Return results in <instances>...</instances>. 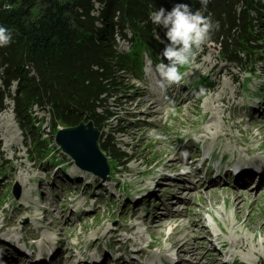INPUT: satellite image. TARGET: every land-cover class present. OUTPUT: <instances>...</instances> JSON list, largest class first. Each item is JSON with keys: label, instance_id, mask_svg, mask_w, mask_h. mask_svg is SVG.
<instances>
[{"label": "rangeland", "instance_id": "374dc122", "mask_svg": "<svg viewBox=\"0 0 264 264\" xmlns=\"http://www.w3.org/2000/svg\"><path fill=\"white\" fill-rule=\"evenodd\" d=\"M156 27L163 37L164 30ZM118 40L127 51L128 41ZM201 50L198 59L180 69L182 81L166 93L156 86L157 63L141 52L137 70L125 74L131 89L109 99L117 115L104 129L114 133L132 160L113 170L103 153L109 167L104 177L80 169L60 150L47 124L48 108H34V114L44 118L40 127L50 147V153L37 161L7 96L6 108L0 111V140L8 160L0 171V234L11 232L16 240L23 238L34 245H40L41 238L56 239L61 251L49 264H68L61 259L76 244L102 249L107 244L117 256L126 238L142 249L147 244L173 247L175 239L187 238V249L180 255L186 258L195 247L197 256L184 259L185 264H263L264 186L258 188L251 181L236 195L234 178L226 172L237 163L251 165L257 160L264 165V63L250 72L222 60L213 43ZM149 102L155 103V112H150ZM209 153L212 164L204 173L200 161H192L191 155L200 159ZM171 163L176 167L167 168L170 179L153 185L154 171ZM219 163L221 173L216 177L212 166ZM170 183L174 184L171 189ZM147 185L160 195L142 190ZM155 215L164 225L149 229L159 220ZM194 221L201 240L191 232ZM107 229L114 231L106 235ZM64 244L70 251H62ZM0 264L5 263L0 260ZM119 264L127 263L121 259Z\"/></svg>", "mask_w": 264, "mask_h": 264}, {"label": "trees", "instance_id": "16d2710c", "mask_svg": "<svg viewBox=\"0 0 264 264\" xmlns=\"http://www.w3.org/2000/svg\"><path fill=\"white\" fill-rule=\"evenodd\" d=\"M175 3L201 7L199 0H0V25L13 33L12 43L0 47V111L9 96L37 161L50 147L40 127L44 118L34 114L35 107L48 108L51 134L91 120L102 131L99 147L110 169H122L132 160L114 133L104 130L117 115L109 99L131 89L125 74L137 70L141 52L160 62L164 45L149 17ZM207 7L205 15L211 13L219 29L205 45H217L222 60L254 72L264 63V0H209ZM118 37L130 44L127 51ZM7 163L0 140V171Z\"/></svg>", "mask_w": 264, "mask_h": 264}, {"label": "clouds", "instance_id": "9594fccd", "mask_svg": "<svg viewBox=\"0 0 264 264\" xmlns=\"http://www.w3.org/2000/svg\"><path fill=\"white\" fill-rule=\"evenodd\" d=\"M199 3L201 7L195 10L187 3H175L170 10L159 7L150 14L151 23L164 30L163 37L156 34L157 40L164 46L159 53L160 62L154 66L156 86L161 93H166L168 87L182 81L180 69L194 62L202 46L219 29V22L212 19L211 13L205 15L209 0H199ZM12 41V30L0 25V47H6ZM3 71L4 68H0V73ZM203 91L201 88L200 93ZM181 155L186 157V151H182Z\"/></svg>", "mask_w": 264, "mask_h": 264}, {"label": "bare ground", "instance_id": "6f19581e", "mask_svg": "<svg viewBox=\"0 0 264 264\" xmlns=\"http://www.w3.org/2000/svg\"><path fill=\"white\" fill-rule=\"evenodd\" d=\"M154 102H149V106H148V108H151L150 109V112H155V110H153L154 108H153V106H154ZM264 109V108H263ZM261 110V109H260ZM253 152V151H252ZM251 153V152H250ZM257 160H254V161H251V165L250 164H245V165H243V164H241V163H237L236 165H233L232 166V169H233V171L235 172L234 174H232V171H227L226 173L227 174H230V175H233L234 176V185H235V187H234V193L236 194V195H238V193L240 192V189H244V188H246V186L244 185V183H246V182H248V181H256V183H257V187L258 188H260V187H263V183H264V178H262V179H260V175H259V173L257 172L258 171V169H260L262 166H263V161H262V163L260 164V166H259V168H258V162H256ZM183 164H184V166L186 165L187 166V164L188 163H186V162H183ZM193 166V164H188V167H190V166ZM160 165H158V167H159ZM171 167H176V165H172V163L171 164H168V165H161L160 166V169L159 170H157V171H154V173L156 174V177L154 178L153 177V181H154V184L153 185H155V186H157V185H159L160 184V182H163L164 180H166V182H167V180L168 179H170V175L168 174L169 173V169H167V168H170V169H172ZM187 167V168H188ZM191 168V167H190ZM183 169V168H182ZM153 175V174H152ZM176 174H173V179H172V181L173 182H176V178H174V177H177V176H175ZM258 177V180L256 179ZM242 182H244V183H242ZM242 183V184H241ZM174 186V184L172 185L171 183H170V185L168 184V187L171 189L172 187ZM142 190H146L147 191V193L148 194H151L152 196H159L160 194L158 193V189L157 188H151L150 186H146V187H144ZM160 192V191H159ZM142 197V196H141ZM236 198H237V196H236ZM142 200V199H141ZM235 201H236V203H237V205L240 203V201H238L237 199H235ZM173 202H174V199L172 200V202H171V204H173ZM161 209V207H159L158 208V210H160ZM161 211V210H160ZM156 220L157 219H159L158 221H157V223H155V224H152V225H149V229H152L154 226H160V227H162L164 224H163V221L161 220V217L160 216H158V215H155V217H154ZM7 225H10V224H7ZM195 225H196V221H194L193 223H192V227H191V232L193 231V233H194V237H195V239L196 240H201L202 239V235H200L199 234V228H195ZM24 228L25 229H29V226L28 225H25L24 226ZM201 228H203V227H201ZM114 231V230H113ZM113 231H112V229H107L106 231H105V234L107 235V234H110V233H113ZM151 232H152V230H151ZM173 233H177V231H173ZM196 233H197V235H196ZM56 242H58L57 240H55ZM171 245L173 246V247H175V249L179 252V253H183L186 249H187V245H188V241H187V238L185 239V238H178V239H175L172 243H171ZM38 246V249H36V251L35 252H32L30 255H27V256H24V255H22L21 253H20V251H14V255H19V256H21L23 259H25V260H30V259H33V258H42L43 256H44V254H43V251H42V245H37ZM195 248V247H194ZM192 249V253H188V256L189 257H194V258H196V256H197V251H196V249ZM63 252H68V251H70V249H69V247H68V245H66V244H64V247H63V250H62ZM37 252H39V253H37ZM13 253V252H12ZM73 257V255H69V256H64L63 255V259L66 261V260H68L69 258H72ZM105 256L103 255V254H101L100 255V257H99V260H100V263H103V264H107V262L105 261ZM182 258V256H180L179 257V259H181ZM13 260H15V259H13ZM194 261V260H193ZM10 263V262H9ZM115 264H119L118 263V261L115 263Z\"/></svg>", "mask_w": 264, "mask_h": 264}, {"label": "water", "instance_id": "95a60500", "mask_svg": "<svg viewBox=\"0 0 264 264\" xmlns=\"http://www.w3.org/2000/svg\"><path fill=\"white\" fill-rule=\"evenodd\" d=\"M99 134L100 131L91 120H88L74 126L59 128L55 132L54 140L60 150L71 156L80 169L104 177L108 174L109 167L98 144ZM13 194L18 197V188Z\"/></svg>", "mask_w": 264, "mask_h": 264}]
</instances>
